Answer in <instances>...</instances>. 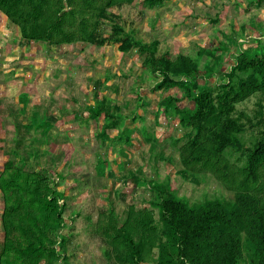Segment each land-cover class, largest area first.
Masks as SVG:
<instances>
[{"label":"rangeland","instance_id":"rangeland-1","mask_svg":"<svg viewBox=\"0 0 264 264\" xmlns=\"http://www.w3.org/2000/svg\"><path fill=\"white\" fill-rule=\"evenodd\" d=\"M110 11L128 34L143 42L157 40L161 53L198 58L201 67L208 62L213 71L207 79L200 76V84L218 82L240 52L264 44V0H167L154 6L129 0ZM109 35L111 23L103 21L94 42L28 41L0 12V171L6 159L14 158L23 168L44 172L64 192L58 250L63 248L66 258L57 264H110L99 223L111 210L125 217L130 207H147L157 217V208L149 204L151 180H169L189 202L233 195L213 174L201 171L194 182L178 173L184 168L180 146L190 128L179 122L172 105L159 114L158 102L182 91L154 92L158 78L147 72L137 49L122 52L114 40L99 43ZM201 49L220 58L199 57ZM96 93L119 107L124 133L112 128L102 134L104 116L92 117L89 111L98 103ZM189 99L180 104L191 108ZM255 102L251 97L238 107L252 113ZM44 115L52 126L42 134L31 121ZM101 159L112 163L103 175L96 169ZM131 172L145 183L133 187ZM2 210L0 193V241ZM156 251L151 248L141 264H152Z\"/></svg>","mask_w":264,"mask_h":264},{"label":"trees","instance_id":"trees-1","mask_svg":"<svg viewBox=\"0 0 264 264\" xmlns=\"http://www.w3.org/2000/svg\"><path fill=\"white\" fill-rule=\"evenodd\" d=\"M126 1L0 0V12L28 41L90 43L99 25L110 22L112 35L102 37L100 44L114 40L119 51L136 48L147 72L158 78L154 92L182 91L181 96L168 94L158 102L159 114L172 105L179 122L190 128L180 146L184 168L178 173L198 182L199 172H208L233 190L230 198L189 202L178 196L169 180H151L154 198L149 204L157 208V217L147 207H130L122 218L111 210L98 228L107 244L104 257L110 264H141L156 248L152 264H264V44L240 52L218 82L200 84L199 77L207 79L212 66L204 62L201 67L198 58L184 54L171 58L158 50L157 40L143 42L128 34L110 11ZM145 1L154 6L167 0ZM204 54L214 53L198 52L199 57ZM184 97H190L191 108L180 104ZM251 97L256 98L252 113L238 107ZM96 98L97 105L89 111L92 117L104 116L102 134L112 128L124 133L119 107L97 93ZM31 124L42 134L52 126L47 115L33 117ZM111 164L99 160L97 173L103 175ZM130 176L133 187L145 183L134 172ZM51 183L44 172L23 168L14 158L4 161L0 264H57L66 258L63 248L58 250L64 192Z\"/></svg>","mask_w":264,"mask_h":264}]
</instances>
